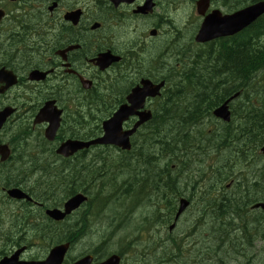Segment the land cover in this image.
Segmentation results:
<instances>
[{
	"label": "flooded vegetation",
	"instance_id": "af4514ba",
	"mask_svg": "<svg viewBox=\"0 0 264 264\" xmlns=\"http://www.w3.org/2000/svg\"><path fill=\"white\" fill-rule=\"evenodd\" d=\"M186 1L155 0V7L145 12L146 0H0V213H47L50 208L64 207L67 199L52 203L44 193L46 188L41 192L39 185L49 182L50 171L97 168L100 153L109 147L94 145L64 156L58 152L60 146L69 139L98 137L99 119H108L127 103L143 79L160 82L178 65L180 54L187 49L194 52L190 34L180 37L178 29L180 6L188 5ZM188 1L193 8L198 0ZM104 54L118 60L101 67L99 58ZM35 72L44 73L43 77ZM161 101L160 96L149 98L148 105ZM137 120L133 116L128 124ZM56 121L55 137L49 140L47 132ZM16 187L33 200L12 199L8 191ZM85 191L89 202L96 199L93 188ZM89 202L75 213L88 208ZM32 219L34 215L27 225L21 222L24 228L15 226L13 236L19 229L22 238L35 230ZM2 223L1 214V227ZM37 229L52 228L38 223ZM80 237L76 246H81ZM33 245L25 246L32 249ZM18 250L19 243L13 238L3 241L0 230V263ZM92 253L81 251L69 262ZM18 260L12 258L5 264Z\"/></svg>",
	"mask_w": 264,
	"mask_h": 264
},
{
	"label": "trees",
	"instance_id": "16d2710c",
	"mask_svg": "<svg viewBox=\"0 0 264 264\" xmlns=\"http://www.w3.org/2000/svg\"><path fill=\"white\" fill-rule=\"evenodd\" d=\"M216 4L229 11L235 8L232 4ZM239 6L241 3L236 7ZM195 51L189 62L174 64L171 73L162 77L168 82L167 90L163 101L155 107L153 119L135 138L134 146L138 148L112 159L109 153L101 152L102 165L95 169L50 171L49 182L39 185L41 192L46 188L44 193L46 197L51 196L52 203H59L93 187L94 182H88L89 179L100 177L108 184L112 182L114 199L129 200L127 206L123 205L127 220L137 207L145 204L150 208L152 212L142 219L146 225H152L149 229L152 233L157 225L163 228L173 222L178 198L184 196L190 200V209L195 208L185 220L189 223L186 233H174L182 216L173 230L168 227L164 236L157 235L150 239L153 244L148 242L150 244L141 249L139 264H203L206 255L215 263L218 259L216 248L224 244L231 249L248 244L251 249L256 240H264V210L251 209L255 202L264 201V155L260 152L264 145V16L242 36L223 39ZM238 91L244 93L248 103L238 100L233 105L230 123L216 119L213 110ZM185 171L192 177L195 174L199 181L194 184L185 181L181 187L179 177ZM55 172L56 182L51 180L52 176L57 177L52 175ZM225 182H232L229 192L224 190ZM103 195L105 192H98L97 197ZM104 199H91V205L99 208L103 201L113 200L110 195ZM91 214L86 212L84 218L87 220ZM118 223L96 249L99 258L109 255L108 238L120 229L122 222ZM70 224L75 225V220ZM70 224H61L63 229L70 231L66 233L57 231V224L43 219V225L54 230L39 235L49 233L50 244L61 241L77 244L80 235H86L87 231L77 234ZM86 224L87 221L83 222V227ZM235 232L239 235L233 237ZM139 234L138 239L129 243L120 241L115 253L121 255L122 264H128L130 250L144 241L149 231ZM209 238L215 245L207 246ZM225 251L228 253V248Z\"/></svg>",
	"mask_w": 264,
	"mask_h": 264
},
{
	"label": "water",
	"instance_id": "95a60500",
	"mask_svg": "<svg viewBox=\"0 0 264 264\" xmlns=\"http://www.w3.org/2000/svg\"><path fill=\"white\" fill-rule=\"evenodd\" d=\"M209 3V0H200L198 2V11L203 13L204 10L209 6ZM147 9H150V5L143 8V10ZM263 13L264 1L246 7L229 15H222L218 10H215L205 18L196 37V40L198 42H206L219 36L236 34L237 32L248 27ZM117 59L118 58L112 56L111 58L103 56L99 60V63L102 66H107L113 60ZM163 85L164 81L159 84H155L150 80H143L142 86L135 87L131 94L128 96L129 103L122 105L113 117L103 123L105 131V134L103 136L91 141L68 140L64 144H62L58 152L60 154H63L64 156H70L79 149L90 147L96 144H113L121 147L122 149L129 150L131 148V136L136 132L140 125L144 124L152 118V112L150 110H143L145 107L146 99L148 97L157 96ZM228 103L229 101L216 108L214 110L215 116L222 118L225 121H230L231 113L229 111ZM133 115L138 116L139 120L131 129L124 130V121L128 120ZM42 116L43 113L41 114V117ZM53 126L55 127L50 128V131L47 132V138L50 140L54 139L55 137L58 122L54 123ZM262 152L264 153V146L262 148ZM9 193L10 195L18 198H24L27 196L23 191L19 189L10 190ZM85 200L86 197L84 195H76L69 199L67 203H65L64 212L59 209H54L49 210L47 214L55 220H61L72 211L77 209ZM188 205L189 202L187 200L183 199L181 201V206L177 213L176 219L179 218L181 213H183ZM253 208L264 209V202L256 203ZM174 226L175 224L171 226V230L174 228ZM69 246L70 244L67 243L53 248L47 259L44 261L22 262L20 264H62ZM91 261L92 257L87 256L74 264H91ZM98 264H120V257L118 255H112L104 262Z\"/></svg>",
	"mask_w": 264,
	"mask_h": 264
},
{
	"label": "rangeland",
	"instance_id": "374dc122",
	"mask_svg": "<svg viewBox=\"0 0 264 264\" xmlns=\"http://www.w3.org/2000/svg\"><path fill=\"white\" fill-rule=\"evenodd\" d=\"M225 1L226 0H224V2ZM191 13L194 14V11H193V8L189 6H186L183 9L182 13L181 12L179 13L177 20L179 21V25L182 27L178 25V29L180 30V32L183 30L180 33V37L187 36L188 32H190L189 28H192L193 26L195 28L198 23L197 18H195L194 23L190 25L189 28H185L186 21H187L186 18L188 17V15H191ZM193 51L194 53L197 52L194 49ZM186 52L187 53L183 54V56L190 57L193 55V53H191V49H187ZM99 122H100V119H99ZM111 152H113V154L109 155L111 159L114 158V156L118 155L117 150H111ZM101 165L102 163L100 162L99 166ZM99 178H98V181L100 182ZM35 179H38V178L36 177ZM185 181H189V182H192V184H194V182L199 181V178L196 177L195 174L192 177L190 173L185 171L179 177V183L181 182L180 184L181 187L184 186ZM111 184L112 182L111 183L109 182V184L105 182L104 185L101 183H96V189L99 192H106L108 191L106 188L108 187H110V189L113 188V185ZM228 184L229 182H225L224 184V190L226 192H229L231 189V186L230 187L227 186ZM112 193H113L111 194L112 199H113L112 202L110 201V203L106 205V203H104L103 201L102 202L103 205L102 203L99 205V208H98L100 209L99 215L96 213V211L93 212V210H95L96 208H94L91 211L92 214L89 216L87 220L89 223V227L88 226L86 227L87 234L83 236L82 242L79 243L81 244V246L78 245V246L72 247L69 253L70 255L75 256L84 250L89 251V250L99 249V247H101L102 241L105 242V240L107 239L105 236H108L116 228V225H119L118 222H122L120 225V229L117 230L115 234H113V237L111 239L108 238V243L110 244L109 245L110 249H108V253L111 251L114 253L116 249H119L120 241L123 242L124 244L129 243L130 240L132 239L136 240L140 237L139 232L144 233L145 231H149V235L146 237V239L144 241H141L139 244L134 245L132 250H130L129 254L127 255L128 264H139L141 249L150 243L153 244L150 241V239L152 240L153 238H157L158 237L157 235L164 236L165 233L168 231L169 226H166V227L164 226L162 228L157 225L158 228H156L155 231L152 233V230H149L152 225H150L149 223L148 225H146L142 219L144 215H149L150 212H152L150 211L149 207L145 206V204H143L141 207H137L135 211L131 214L130 219L128 218L127 220L126 217L124 216L126 209L125 207H123V205L127 206L128 205L127 202L129 200L126 202V200L123 201L121 198L119 200L117 198L114 199L115 188H114V192ZM98 199H101V197H99ZM194 208L195 206L192 207L191 209H188L186 214L183 216L181 223L178 226V229L174 231L175 235H180V234L184 235L186 233V227L189 223H186L185 220H187V218L190 217V214L193 213ZM86 210H87L86 207H84L83 210L78 212L79 215L77 217V221L79 222L77 223V226L73 228V232L77 231L78 232L77 234H79L80 232V227L83 224L84 214L86 213ZM238 235L239 233L235 232L233 237L238 236ZM247 242L248 241H246V244ZM226 243L229 244L228 240H226ZM213 244L215 245V243L211 241L209 238L207 242V246L209 247L210 245L212 246ZM227 248H228V253H226L225 251ZM216 249H217L216 254H218L217 262L214 261L215 263H213L211 258H208V255H206L205 257L206 261L203 264H242V263L247 264L248 261L250 262V264H264V240L261 238L255 241V244L252 245L251 249L248 244L240 245V246L237 245L233 249L230 248V245L224 244L223 246L218 247ZM33 255L34 256L40 255V252L38 251V249L35 248L33 252L27 251L25 253L26 258L31 257ZM195 264H201V262H198V263L196 262Z\"/></svg>",
	"mask_w": 264,
	"mask_h": 264
},
{
	"label": "bare ground",
	"instance_id": "6f19581e",
	"mask_svg": "<svg viewBox=\"0 0 264 264\" xmlns=\"http://www.w3.org/2000/svg\"><path fill=\"white\" fill-rule=\"evenodd\" d=\"M161 65V64H160ZM199 75V74H198ZM193 78V77H192ZM195 78V77H194ZM197 78V77H196ZM202 78V77H201ZM203 80V79H202ZM205 81V80H204ZM205 84H206V82H204ZM197 84V83H196ZM223 84V83H222ZM199 86H200V84H199ZM216 86V85H215ZM221 86V85H220ZM218 87V86H217ZM202 92V91H201ZM233 95V94H232ZM119 107V106H118ZM117 109V108H116ZM163 110V109H162ZM233 111V110H232ZM163 112V111H162ZM160 114H161V112H160ZM212 115V114H211ZM188 120V119H187ZM186 121V120H185ZM247 128V127H246ZM249 128V127H248ZM249 130V129H248ZM252 130V129H251ZM246 131V130H245ZM244 134V133H243ZM233 136V135H232ZM248 136V135H247ZM239 137V136H238ZM175 138V137H174ZM178 139V138H177ZM234 139V138H233ZM235 139H236V137H235ZM82 141V140H81ZM234 141V140H233ZM241 141V140H240ZM175 142V141H174ZM178 142V141H177ZM243 142V141H242ZM223 143V142H222ZM179 144V143H178ZM227 144V143H226ZM233 144V143H232ZM234 145V144H233ZM174 146V145H173ZM176 146V145H175ZM263 146V145H262ZM96 147V146H95ZM176 148V147H175ZM181 148V147H180ZM233 148H234V146H233ZM84 149V148H83ZM235 150V149H234ZM261 150V149H260ZM171 151V150H170ZM181 151V150H180ZM228 151V153H229V150H226V152ZM233 151V150H232ZM236 151V150H235ZM227 153V154H228ZM260 153V152H259ZM222 154V153H221ZM230 155V154H229ZM223 156V155H222ZM225 156V155H224ZM263 156V155H262ZM227 157V156H226ZM224 158V157H223ZM228 158V157H227ZM230 158V157H229ZM204 159V158H203ZM223 160V159H222ZM224 161H226V160H224ZM221 163V162H220ZM226 162H224L223 164H225ZM236 163V162H235ZM221 166H223V165H221ZM196 168V167H195ZM259 172V171H258ZM222 175V174H221ZM225 176V175H224ZM221 178H222V176H220ZM219 179V178H218ZM220 180V179H219ZM224 180V179H223ZM237 180V179H236ZM253 180V179H252ZM238 181V180H237ZM249 181V180H248ZM248 186V185H247ZM251 186V185H250ZM256 188V187H255ZM254 189V188H253ZM248 191V190H247ZM247 198H248V196H247ZM253 200V199H252ZM258 202V201H257ZM199 203H201L200 201H199ZM256 203V202H255ZM203 204V203H202ZM206 204V203H205ZM204 204V205H205ZM201 205V204H200ZM203 206V205H202ZM224 206V205H223ZM222 206V207H223ZM243 206V205H242ZM49 208V207H48ZM56 208V207H55ZM59 208V207H58ZM243 208V207H242ZM207 209V208H206ZM205 209V210H206ZM226 212V211H225ZM177 226V225H176ZM175 226V227H176ZM170 228V227H169ZM223 261V260H222Z\"/></svg>",
	"mask_w": 264,
	"mask_h": 264
}]
</instances>
